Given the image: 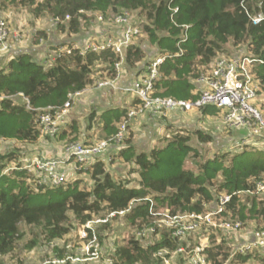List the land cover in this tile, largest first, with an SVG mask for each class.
Segmentation results:
<instances>
[{
    "label": "trees",
    "instance_id": "16d2710c",
    "mask_svg": "<svg viewBox=\"0 0 264 264\" xmlns=\"http://www.w3.org/2000/svg\"><path fill=\"white\" fill-rule=\"evenodd\" d=\"M7 4L29 7L35 16L46 12L54 20L58 19L55 26L76 34L80 31V19L86 18V11L99 12L105 16L108 13L116 15L123 11H138L147 22L134 25L138 26L140 34L142 31L147 35L156 52L149 54L150 50L135 42L137 35L124 50L120 74L130 69L136 76L145 75L154 57L169 54L158 66L159 75L153 83L150 96L194 99L198 91L195 80L214 59L221 56L229 57L243 52L264 60V19L253 24L250 18V15L258 12L264 15V0H0V8ZM119 31L117 27L114 34L119 35ZM35 33L40 41L46 38L41 30ZM83 37L89 38L90 34ZM71 42L49 44L43 61L27 51L14 54L0 68V141L14 139L37 142L40 137V116L47 111L48 106L63 107L71 94L97 86L101 80L114 78L115 63L120 60V56L111 47L94 51L85 49L86 40L85 43L80 39L78 43ZM229 44L237 49H234L233 54L228 53ZM252 71L259 81L257 93L264 97V63H255ZM140 105L142 100L136 97L129 108L119 109L116 120L121 121L130 109H137ZM145 112L152 114L149 110ZM201 112L217 115L218 111L214 107H205ZM93 114L89 118L94 117ZM159 115L163 114L153 116ZM67 117L57 132L46 134L50 140L56 137L64 142L65 138L71 136L70 141L79 140L80 134L86 133L87 125L81 130L83 126L77 118ZM222 123L220 126L224 130L227 126L224 124L223 127ZM103 128L109 133L115 130V126L109 127V122H105ZM192 131L199 145L213 141L212 132L200 128ZM107 136L94 142L81 137L83 142H77L90 145L107 139ZM131 140L132 132L125 137L122 147L113 151L111 161L122 158L129 163L128 173L138 177L136 186L130 185L131 180L128 178L113 177L105 160L99 155L89 158L77 169L70 168L63 183L48 185L38 184L31 173L20 168L22 158L18 157L19 153L15 150L1 154L0 254L5 255L16 249L21 236L20 224L37 226L44 240L57 241L71 231L74 222L81 227L100 212L104 211L103 217H106L115 211L108 222L93 224L97 258L107 253L100 246L99 230H105L112 220L122 218L134 227L135 234L125 244L115 245L108 255L111 262H107V259L105 262L155 264L152 256L159 249L170 252L179 247L181 241L163 230L154 242L145 245L140 243L141 239L149 237H138L136 233L149 225L150 200L156 204V208L163 206L165 209L161 210H168L171 214H198L215 206L221 194H229L230 200L222 212L224 218L231 220L232 217L233 221L238 220L242 224L256 219L264 223V194L256 193L257 182H264V134L249 142L237 138L231 150L216 152L199 164L197 172L183 167L189 155L201 157L199 147L191 142L190 134L172 132L164 145L154 146L148 151H137ZM14 161L20 162L16 163L15 169L4 173L6 165ZM71 172L77 176L69 179ZM80 174L89 177L91 186L84 185ZM248 200H251L249 206L246 203ZM120 211L123 213L119 214ZM256 228L264 230V225ZM93 229L85 227L86 241L93 236ZM181 244L184 249L191 248V245ZM34 245L32 241L27 247ZM54 249L60 251L58 257L68 256L66 245L61 249L56 243ZM225 249L222 243L206 247L204 251L208 262L222 264L230 258V264H264L263 246L231 254ZM82 256L87 257L83 252ZM156 259L162 264L160 257ZM66 260L62 264L67 263Z\"/></svg>",
    "mask_w": 264,
    "mask_h": 264
},
{
    "label": "built area",
    "instance_id": "2783aa9c",
    "mask_svg": "<svg viewBox=\"0 0 264 264\" xmlns=\"http://www.w3.org/2000/svg\"><path fill=\"white\" fill-rule=\"evenodd\" d=\"M131 12L123 11L114 15L111 22L118 27L119 35L112 41L111 37H106L102 41L87 40L85 49L99 51L107 47H111L112 51L120 56V60L115 63L116 75L112 79H105L98 82L97 87L116 85V80L120 76V67L123 63L122 56L125 48L132 42V40L140 35V30L137 25L132 23ZM101 16V15H100ZM253 24L258 23L264 19L261 12L250 15ZM58 23V19H55ZM9 26L6 20L0 18V53L9 50ZM70 52V50H67ZM170 56L169 54H161L150 62L147 66V73L141 79H135L132 83L124 88L125 92L131 93L135 98L139 97L142 100V105L137 109H130L126 116L121 118L118 130L109 138L100 140L93 144L87 145L80 142H74L63 149L60 156L49 157L43 154L35 155V157L26 160L20 164V168L25 169L31 173L38 184L46 183L48 185H58L63 183L68 177V170L70 168L77 169L80 164L85 163L89 158L98 156L103 150L114 146L116 148L122 147L125 139L127 126L131 120L138 114L145 111H151L153 115L161 114L167 109L179 108L184 111L201 110L205 107L223 108L225 114L223 122L230 129H243V134L240 137L243 142L253 141L264 134V118L252 101L257 98V91L259 89V81L254 77L252 67L255 63H264V60L255 58L251 54H244L240 52L234 56L218 57L214 59L205 71H202L199 77L195 80L198 89L197 96L194 99H174L171 97L150 96L154 81L158 78V66L163 60ZM79 93V92H78ZM70 95L63 107L55 108L48 106L46 112L40 116L39 130L40 134H54L59 130L61 124L59 122L72 105L75 96ZM43 155V156H41ZM63 155V156H62ZM62 156V157H61ZM25 161V160H24ZM11 164V163H10ZM9 168L7 171L6 169ZM16 165L6 166L3 170L8 173L15 169ZM264 192V182H257L256 193ZM219 202L215 206H211L201 213L178 212L171 214L168 210H161L156 208V204L150 200L149 206V225L137 231L138 237H159L163 230L169 236L178 239L185 238L188 235L195 233L203 227L208 228H235L240 226V222L226 219L222 216L226 204L230 200L229 194H221ZM115 211L110 212L106 217H98L91 219L81 227L80 237H86L85 227L93 229L94 223L108 222L109 218L115 215ZM120 211L119 214H122ZM93 236L83 244L82 252L87 257H69L65 259L84 260L86 258H97L98 251L96 249V236ZM253 239L241 243L237 246L235 251H246L251 247H260L258 245L264 244V230L253 233ZM148 237V238H149ZM263 246V245H262ZM205 247L201 244L192 246L190 249H184L183 246L177 247L174 251L180 254L187 252L191 254V262L193 264H207V256L204 251ZM170 252L167 249H159L156 257H160L162 264H172ZM65 259H52V264H62ZM47 261V260H46ZM44 261L43 264H49ZM108 261V260H107ZM109 263L111 260L108 261ZM1 263V262H0ZM222 264H230L228 259Z\"/></svg>",
    "mask_w": 264,
    "mask_h": 264
},
{
    "label": "rangeland",
    "instance_id": "374dc122",
    "mask_svg": "<svg viewBox=\"0 0 264 264\" xmlns=\"http://www.w3.org/2000/svg\"><path fill=\"white\" fill-rule=\"evenodd\" d=\"M86 18L80 19V31L76 33H68L66 31H62L59 26H55V20L52 18L51 15H48V13L44 12L42 15L35 16L34 13L31 11L29 7H23L19 4H7L5 7L0 8V18H4L9 26V37H8V43H9V50L7 52L0 53V68L3 67L10 56L14 54H18L24 51L30 52L35 58H39L40 61H42L44 58L41 56L40 52L36 47L42 42V40L46 41L49 39V35L54 36V40L57 42L54 45H60L61 43H65L67 41H72L71 43H77V39L72 40L73 38H83L84 35L90 34V37L82 40V43H85V40H99V39H107L106 37L111 36V40L114 41L117 36L114 34L115 30L117 29V26L114 25L111 22V19L114 14L108 13L106 16L99 13V12H91L86 11L84 12ZM101 15V16H100ZM132 17V23L137 24L138 22H147V19L144 15L139 14L138 11H132L130 18ZM61 24H66V22H61ZM48 26L49 30L47 33L45 31L44 34H46V38L40 39L35 34H31V30H35L38 27H45ZM106 32V33H105ZM105 33V34H104ZM111 34V35H109ZM13 36L15 37V41L13 40ZM80 38V39H81ZM109 40V39H107ZM135 42L139 43L140 45L144 46L146 49L150 50L149 54L155 53L156 49L154 47V44H151V42L148 40V37L145 33H142L138 36L137 39H134ZM51 44V41L49 42ZM11 46H14L11 48ZM235 46L232 44L227 45L228 53H234ZM14 48V49H13ZM235 49V50H234ZM222 57V56H221ZM146 75V74H145ZM143 74H140L136 77V79H141ZM109 87V86H108ZM106 86L102 87V92H106L104 89ZM110 88V87H109ZM104 89V90H103ZM252 103L257 107V109L260 111V113L264 116V97L258 96L255 98ZM75 106V105H74ZM72 106V107H74ZM71 107V108H72ZM71 108L67 109L66 114L64 115L63 119L59 122V124H63L67 121L68 117L71 113ZM211 108V107H208ZM217 115L207 113L206 115L201 112V110H195L193 113H182V109L179 108H172L177 109V111L180 114L181 118H175L173 121H169L167 119V116H165V110L163 115H159L160 117L158 120L159 125H152L149 120L144 123H138L139 126V133H135L134 127L135 124L133 123V119L130 122L129 130L126 131L125 137L129 136V133L132 131L134 133V139L136 140L137 135L143 134L144 132L148 133V130H156L158 131L159 138H155L154 141L151 142L153 146H162L166 142V138H169L171 136L172 132L179 131L182 134H190L191 142L193 145L198 146V150L201 152V157H194L189 155L183 164V167L187 170H192L194 172H197L199 169V164H202L206 159L212 157L213 154L216 152H224L231 150L236 143L237 137H240L241 134H243L242 128H237L236 130L231 129L230 132H228L229 128L225 127L224 130L221 128V121L223 122V116L225 114V111L223 108H217ZM182 110V111H181ZM176 112V113H178ZM144 113V112H143ZM86 114H84L85 116ZM138 115H142L138 114ZM138 115L134 118L138 117ZM84 119V118H83ZM80 119V123H82V120ZM225 124V123H224ZM222 123V126L224 125ZM84 125V124H83ZM118 125V124H117ZM200 128L201 130L205 132H212V135L214 136L213 141L209 144H198L197 141L192 136V130L195 128ZM118 126H116L115 130L108 134L107 138L111 137L117 130ZM146 130V131H145ZM96 132V131H95ZM97 132H99L97 130ZM90 138H85L90 141H97L98 139L102 138L103 136H100V134L96 133L91 134ZM228 136H231L232 138H229ZM72 137V136H71ZM69 138H65L66 140L64 142L60 141L58 138H54L55 140L52 141L49 139V136L46 134H40L39 140L35 143H28L24 141H18L14 139H2L0 141V155L6 154L7 152L11 150H15L19 153L18 157L22 158V165L23 162H26V160L35 157V155H38L39 153L46 152L50 153V146L51 147H58L56 150L58 154L57 156H60L63 152V149L66 147L65 145L81 141L83 142V139L81 137L79 140H69ZM105 138V137H103ZM151 138V136H150ZM125 140V139H124ZM40 142H47L46 145H39ZM67 142V143H65ZM139 142V141H138ZM137 142V151H148L150 147L144 144H139ZM234 142V143H233ZM236 145V144H235ZM110 147L103 150L99 157L104 158L106 162L107 169L111 173L113 177H125L131 180L130 185L136 186L138 177L136 174H130L128 173V170L130 168V164L124 162L122 158L119 160L115 159L113 162L111 161V157L113 155V151L109 150ZM115 150V149H114ZM17 153V154H18ZM43 156V155H41ZM63 156V155H62ZM61 156V157H62ZM44 157V156H43ZM18 160V159H17ZM25 160V161H24ZM20 161H14L11 162V164H7L6 166L11 165L14 167L17 162ZM9 168L6 169V171ZM72 173V172H71ZM83 178L84 185L91 186V181L89 177L86 174H80ZM74 176V173L69 175V179H72L76 177ZM264 194V192H259V195ZM248 206L251 204V200L246 201ZM209 208V207H208ZM206 208V209H208ZM160 209H165V207H160ZM105 212H100L98 217H103V214ZM230 217V216H229ZM231 220L233 219L230 217ZM264 225V223L261 220H248L245 222V224H242L240 222L239 227L235 228H227V229H210L207 227H203L200 230H197L195 233L186 236L183 239H178L183 243V245H191L195 246L197 244H201L205 248L208 246H215L219 243H222L223 246L226 248L228 254L234 253L237 246L243 242H246L248 240H251V237L253 233L257 230L256 227L261 228ZM82 227V226H81ZM81 227L78 225L77 222H74L73 228L71 231L62 237L60 240L57 241H47L43 239V235H41L40 228L37 226H30L25 224H20V233L21 236L17 242L16 249L8 254L1 255L0 254V264H43L44 261L51 263L52 259H65L66 257H58V253L60 251H56L54 249L55 244L57 243L59 245V248L62 249L64 245H66L67 255L69 257H81L82 256V246L87 241L85 238L80 237L81 233ZM100 232V246L104 247L106 254H104L102 257L98 258H90L87 260H78L74 261L73 259H65L67 263L65 264H107L105 262V259L109 261V254L112 250H114L115 245H123L125 242L130 238L133 234H135V229L132 225L125 223L124 219L122 218H116L115 220H112L110 222V226H108L105 230H99ZM157 240V237H150V238H144L141 239V244H149ZM35 242V245L33 247L28 248L27 245L30 242ZM180 243V246L182 244ZM214 244V245H213ZM264 247V244H262ZM258 245V246H262ZM185 248V247H184ZM79 251L78 254H76ZM264 252V251H263ZM171 261L172 264H193L191 262V254H187V252L183 254L177 253L174 250H170ZM155 255L152 256L155 264H160V262L156 261ZM229 256V255H228ZM158 258V257H157ZM228 259V258H227ZM230 259V258H229ZM228 259V260H229ZM107 261V262H108ZM252 262V261H250ZM207 264H210L208 262Z\"/></svg>",
    "mask_w": 264,
    "mask_h": 264
},
{
    "label": "crops",
    "instance_id": "0c3cea01",
    "mask_svg": "<svg viewBox=\"0 0 264 264\" xmlns=\"http://www.w3.org/2000/svg\"><path fill=\"white\" fill-rule=\"evenodd\" d=\"M37 30H41V31H45L47 33V31L49 30L48 26L45 27H38L35 30H31L30 32H32L31 34H34L35 31ZM77 37V35H75ZM73 38L77 39V43L79 41V39L81 38ZM54 36L49 35V39H47L46 41L42 40V42L36 47V49L39 50L41 56H43V58L46 57L47 55V51L49 50V41H51V44H55L57 43L54 40ZM83 38H81L80 40H83ZM13 40L15 41V37L13 36ZM14 46H11V48ZM14 49V48H13ZM1 57V56H0ZM39 59V58H37ZM43 61V60H42ZM136 75L134 74L133 70L127 69L124 71H121V74L119 76V78L116 80V85L114 86H107L106 88H104L106 90V92H102V88H99L97 86H93V87H87L84 91L79 92L74 99V102L72 104L71 108V113H70V118H77L78 121L80 122V119L82 120V126L84 129V127H86V125L88 126L86 133H82L80 134L81 137H87L90 138L91 134H95L98 133L100 134V136L105 137L106 135L110 134L108 132V130L106 128H103V125L105 122H109V127L111 126H118L117 124H119L120 120L117 121L116 120V115L118 114V111L120 112L119 109L126 107L129 108L130 103L135 99L134 96L129 93V92H125L124 88L128 85H130L132 83L133 80L136 79ZM103 89V90H104ZM106 110H111L109 112H106ZM182 111V110H181ZM194 110H187V111H182V113H193ZM94 117H90V114L93 113ZM178 112L177 109H169L165 112V116H167V119L169 121H173L175 118H181L180 114L181 113H176ZM84 114H86L84 116ZM160 117L158 116H153V114H150L149 112H144L142 113V115H138V117L132 120L133 123L135 124L134 127V131L135 133H139V126L138 123H144L147 122V120H149V122H151L152 125L156 126L159 125L158 120ZM144 121V122H142ZM84 124V125H83ZM90 126V127H89ZM198 128V127H197ZM80 130V129H79ZM97 130L99 132H97ZM148 133L144 132L143 134L137 135L136 140L133 138L134 137V133L132 132V143L134 144L135 147H137V142L139 144H144L147 145L148 147H150V149L153 146V144H151L152 141H154L155 138H159L158 136V131L156 130H148ZM145 130V131H146ZM96 131V132H95ZM243 132V131H241ZM242 135V134H241ZM151 136V138H150ZM102 137V138H103ZM55 139H52V141H54ZM87 141H90L88 139H86ZM94 142V141H92ZM47 143V142H46ZM45 142H40L38 143L39 145L43 146L46 145ZM48 144V143H47ZM50 153L46 152H42L39 154H43L44 156H49V157H55L58 154L56 150L58 149V147H51L50 146ZM116 147L111 146L109 150L116 152V150H114ZM38 154V155H39ZM104 160V158H102Z\"/></svg>",
    "mask_w": 264,
    "mask_h": 264
},
{
    "label": "clouds",
    "instance_id": "9594fccd",
    "mask_svg": "<svg viewBox=\"0 0 264 264\" xmlns=\"http://www.w3.org/2000/svg\"><path fill=\"white\" fill-rule=\"evenodd\" d=\"M120 123V122H119ZM118 126H119V124H118ZM116 149V148H115Z\"/></svg>",
    "mask_w": 264,
    "mask_h": 264
}]
</instances>
